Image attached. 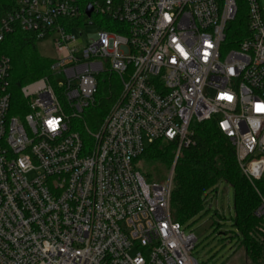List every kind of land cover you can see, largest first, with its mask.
I'll return each instance as SVG.
<instances>
[{"label":"built area","instance_id":"2783aa9c","mask_svg":"<svg viewBox=\"0 0 264 264\" xmlns=\"http://www.w3.org/2000/svg\"><path fill=\"white\" fill-rule=\"evenodd\" d=\"M240 10L246 33L232 47ZM16 32L51 40L56 57L21 87V106L0 54V264H199L198 238L171 216L175 166L192 125L215 120L244 176L264 179L261 0H0V44ZM104 73L121 90L92 130L84 116ZM156 141L177 150L168 178L151 183L137 160Z\"/></svg>","mask_w":264,"mask_h":264},{"label":"trees","instance_id":"16d2710c","mask_svg":"<svg viewBox=\"0 0 264 264\" xmlns=\"http://www.w3.org/2000/svg\"><path fill=\"white\" fill-rule=\"evenodd\" d=\"M79 1L85 8L96 0ZM246 18V12L240 10L228 28L227 38L233 40L232 47L246 33ZM0 54L11 61L10 82L14 100L24 106L21 87L48 76L53 59L42 56L33 37L21 32L8 36L0 44ZM120 90L121 80L118 76L104 73L98 77L95 105L84 116L90 129L95 130L99 126ZM17 113L14 111V114ZM191 129L192 144L182 149L175 166L170 198L172 219L183 227L192 225L204 212L209 195L216 193L221 183H226L233 190V223L244 250L245 264H264V232L262 220L256 215L261 203L256 189L264 197V179L253 186L244 176L237 163L234 146L219 132L215 120L193 124ZM176 150L175 144H165L163 141H156L146 147L137 160L138 170L144 179L151 181V176L140 166L142 160L171 170ZM159 177L156 180H160Z\"/></svg>","mask_w":264,"mask_h":264},{"label":"rangeland","instance_id":"374dc122","mask_svg":"<svg viewBox=\"0 0 264 264\" xmlns=\"http://www.w3.org/2000/svg\"><path fill=\"white\" fill-rule=\"evenodd\" d=\"M261 5L264 8V0H261ZM92 19L96 20V17ZM97 31L98 27L95 24L87 25L82 30L85 35L94 34ZM75 33L79 36L78 32ZM36 47L42 56L56 57L51 40L37 42ZM60 81L58 77L57 82ZM140 166L146 174L151 176V183L166 180L170 173V170L144 160L140 162ZM158 175L160 180H156ZM35 176L34 172L29 174L28 178L32 179ZM233 218V190L226 183H221L217 192L209 195L204 212L192 225L184 226L187 233L192 232L198 238L193 256L199 264H245L244 250L240 239L236 236ZM262 237L259 238L262 240Z\"/></svg>","mask_w":264,"mask_h":264},{"label":"snow or ice","instance_id":"6c2138e0","mask_svg":"<svg viewBox=\"0 0 264 264\" xmlns=\"http://www.w3.org/2000/svg\"><path fill=\"white\" fill-rule=\"evenodd\" d=\"M166 19H167V17H166ZM208 47H211V45H208ZM178 48H179V51H180V53H181V55H183L184 57H185V59H187V54L184 52V49L183 48H180L179 46H178ZM204 56L206 57L207 56V53H204ZM173 62H175V61H173ZM229 71L231 72L232 71V69H229ZM220 99H222V100H225V101H229V102H231L232 101V97L230 96V95H227V94H225V93H222L221 95H220V97H219ZM260 106H264V103H255L254 104V110L257 112V113H264V111H260V110H258V108L260 107ZM54 119V118H53ZM53 119H49L48 121H47V123H49L51 120H53ZM58 123H59V121H58ZM53 131H55L56 130V128L55 129H52ZM170 135H171V133H169ZM164 227H167V225H165Z\"/></svg>","mask_w":264,"mask_h":264},{"label":"clouds","instance_id":"9594fccd","mask_svg":"<svg viewBox=\"0 0 264 264\" xmlns=\"http://www.w3.org/2000/svg\"><path fill=\"white\" fill-rule=\"evenodd\" d=\"M258 110H260V111H264V106H260V107L258 108ZM57 125H58V120H56V119H53V120H51V121L48 123V126H49L50 128H52V129H55V128L57 127ZM136 264H141V261H140L139 259H137Z\"/></svg>","mask_w":264,"mask_h":264},{"label":"water","instance_id":"95a60500","mask_svg":"<svg viewBox=\"0 0 264 264\" xmlns=\"http://www.w3.org/2000/svg\"><path fill=\"white\" fill-rule=\"evenodd\" d=\"M92 12H93V8H92V6H89V7L87 8V11H86L87 16L90 17L91 14H92Z\"/></svg>","mask_w":264,"mask_h":264}]
</instances>
